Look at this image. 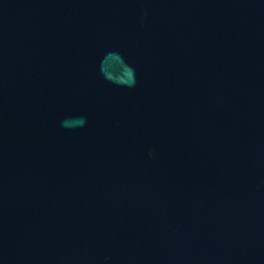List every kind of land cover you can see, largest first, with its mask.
<instances>
[{
	"label": "water",
	"instance_id": "water-1",
	"mask_svg": "<svg viewBox=\"0 0 264 264\" xmlns=\"http://www.w3.org/2000/svg\"><path fill=\"white\" fill-rule=\"evenodd\" d=\"M0 264H264V0H0Z\"/></svg>",
	"mask_w": 264,
	"mask_h": 264
}]
</instances>
